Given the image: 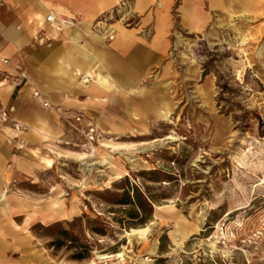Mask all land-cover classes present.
<instances>
[{
	"label": "rangeland",
	"instance_id": "374dc122",
	"mask_svg": "<svg viewBox=\"0 0 264 264\" xmlns=\"http://www.w3.org/2000/svg\"><path fill=\"white\" fill-rule=\"evenodd\" d=\"M235 1L202 33L174 15L162 75L149 77L159 86L144 83L129 134L103 130L86 146L19 137L16 190L66 215L30 228L40 264H264V0H239L245 11ZM124 15L102 16V31L135 23ZM127 184L154 201L136 227L134 206L112 202Z\"/></svg>",
	"mask_w": 264,
	"mask_h": 264
},
{
	"label": "crops",
	"instance_id": "0c3cea01",
	"mask_svg": "<svg viewBox=\"0 0 264 264\" xmlns=\"http://www.w3.org/2000/svg\"><path fill=\"white\" fill-rule=\"evenodd\" d=\"M232 5L233 0H8L0 9V49L10 61L0 65V109L15 107L16 118L29 126L23 136L31 145L71 137L62 113H83L108 134H129L144 116V88L152 89L144 83L152 74L162 75L174 15L183 29L202 33ZM116 10L135 23L127 26L117 20L109 30L114 38L108 40L96 22ZM50 12L61 29L45 23L55 38L37 45L33 33ZM17 65L24 66L55 108H44L27 82L19 84ZM148 83L157 87L160 81L150 78ZM166 111L160 109V114ZM25 152L18 134L0 124V264H40L30 228L66 217H59L54 207L41 209L36 198L17 191L27 170Z\"/></svg>",
	"mask_w": 264,
	"mask_h": 264
},
{
	"label": "built area",
	"instance_id": "2783aa9c",
	"mask_svg": "<svg viewBox=\"0 0 264 264\" xmlns=\"http://www.w3.org/2000/svg\"><path fill=\"white\" fill-rule=\"evenodd\" d=\"M8 4V0H0V9L5 7ZM45 23L50 25L52 29H61V22L57 18L54 12H50L46 15L45 20L41 22L39 30L33 33V41L37 45H47L51 41L54 40V35L49 33L45 28ZM100 23H105V20L101 19L96 22L98 28H102ZM111 26H107V30H110ZM111 32V31H110ZM112 34L108 36V40H112ZM9 59L5 57L0 49V65H8ZM16 79L19 84L27 82L31 88L32 93L35 99H37L40 103H42L43 107L46 109H53L56 106L51 103L50 100L46 98V95L36 86V84L30 80L27 71L25 70L23 65L16 66ZM15 107L10 106L8 108L0 109V124L9 128L12 132L18 134L19 137L25 132L29 130V126L20 120H18L15 116ZM83 113H74V114H66L62 113L60 115V119L63 122L64 126L70 130L75 131L83 137L84 142L82 144L72 142L71 140H65L66 143H73V145H92L95 142H99L103 137V131L99 128V126L92 121L90 118H85ZM23 139H20V144L22 146Z\"/></svg>",
	"mask_w": 264,
	"mask_h": 264
},
{
	"label": "trees",
	"instance_id": "16d2710c",
	"mask_svg": "<svg viewBox=\"0 0 264 264\" xmlns=\"http://www.w3.org/2000/svg\"><path fill=\"white\" fill-rule=\"evenodd\" d=\"M121 189H123L122 193H118L116 195V198L113 199L112 202L134 206L131 211H127V217L128 219H130L127 221H129L128 225L130 227H136L138 224L143 223L142 221L145 220V218L140 215V212L143 211V213L145 214H151L153 212L154 201L150 195L141 191V189L134 185L131 187L129 184H127L126 186H122ZM102 230L103 229H97L96 232L105 234V232ZM53 242V245H56L57 241Z\"/></svg>",
	"mask_w": 264,
	"mask_h": 264
},
{
	"label": "bare ground",
	"instance_id": "6f19581e",
	"mask_svg": "<svg viewBox=\"0 0 264 264\" xmlns=\"http://www.w3.org/2000/svg\"><path fill=\"white\" fill-rule=\"evenodd\" d=\"M60 18V17H59ZM108 36L109 35H106V38H108ZM113 36V38H114V35H112ZM102 71H103V67L101 66V64L100 65H98L97 66V72L98 73H102ZM84 81H88V79H84ZM40 129V128H39ZM171 137V136H170ZM156 142V141H155ZM133 159V158H132ZM89 160V159H88ZM136 160V159H135ZM95 164V163H94ZM116 169V168H115ZM116 171V170H115ZM117 173H118V175L119 174H121V172H119L118 171V169H117V171H116ZM127 172V171H126ZM125 172V173H126ZM2 197H6V191H3V193H2ZM145 230H147V228H142V229H137V228H132L131 229V232L129 233V236L131 235V234H138L139 232H141V231H145ZM132 236V235H131ZM120 254V256H122V253H119ZM107 258V257H106Z\"/></svg>",
	"mask_w": 264,
	"mask_h": 264
}]
</instances>
